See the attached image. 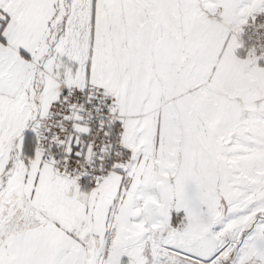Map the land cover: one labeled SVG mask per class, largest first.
Returning <instances> with one entry per match:
<instances>
[{
	"label": "snow or ice",
	"instance_id": "obj_1",
	"mask_svg": "<svg viewBox=\"0 0 264 264\" xmlns=\"http://www.w3.org/2000/svg\"><path fill=\"white\" fill-rule=\"evenodd\" d=\"M0 264H264V0H0Z\"/></svg>",
	"mask_w": 264,
	"mask_h": 264
}]
</instances>
